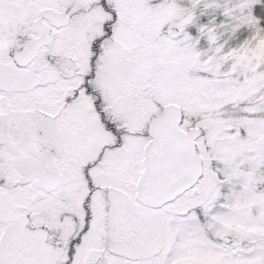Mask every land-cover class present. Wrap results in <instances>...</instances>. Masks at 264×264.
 Wrapping results in <instances>:
<instances>
[{
  "label": "snow or ice",
  "instance_id": "snow-or-ice-1",
  "mask_svg": "<svg viewBox=\"0 0 264 264\" xmlns=\"http://www.w3.org/2000/svg\"><path fill=\"white\" fill-rule=\"evenodd\" d=\"M0 264H264V0H0Z\"/></svg>",
  "mask_w": 264,
  "mask_h": 264
}]
</instances>
